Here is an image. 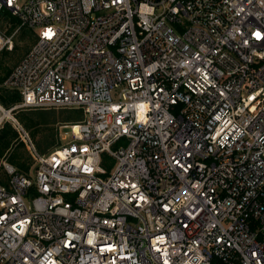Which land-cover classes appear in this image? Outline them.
<instances>
[{
  "label": "built area",
  "instance_id": "built-area-1",
  "mask_svg": "<svg viewBox=\"0 0 264 264\" xmlns=\"http://www.w3.org/2000/svg\"><path fill=\"white\" fill-rule=\"evenodd\" d=\"M22 29L0 264H264V0H0ZM21 109L84 118L42 154Z\"/></svg>",
  "mask_w": 264,
  "mask_h": 264
},
{
  "label": "trees",
  "instance_id": "trees-1",
  "mask_svg": "<svg viewBox=\"0 0 264 264\" xmlns=\"http://www.w3.org/2000/svg\"><path fill=\"white\" fill-rule=\"evenodd\" d=\"M4 19L9 14L4 12L1 15ZM16 23V20L13 19ZM22 41H26L22 53H18L20 48L15 46L13 51H3L0 53V102L6 107L11 108L19 104L22 100L18 91L8 90L2 87L6 78L10 75L14 67L22 60L35 42V35L29 29H22L19 35ZM19 122L30 132L31 137L42 154H47L57 147L60 142L61 132L56 128L57 122L62 126L66 124H75L81 122L84 118L81 110H25L21 109L16 112ZM18 139V134L11 124L6 123L0 130V158L5 155L14 141ZM24 147V146H23ZM25 148V147H24ZM106 156V155H105ZM104 156V159H105ZM20 173L28 174L33 167V160L29 153L15 152L9 158ZM0 181L6 184V177L0 171Z\"/></svg>",
  "mask_w": 264,
  "mask_h": 264
},
{
  "label": "rangeland",
  "instance_id": "rangeland-1",
  "mask_svg": "<svg viewBox=\"0 0 264 264\" xmlns=\"http://www.w3.org/2000/svg\"><path fill=\"white\" fill-rule=\"evenodd\" d=\"M19 35H20V33L18 34V35H16V37H15V41H14V43H15V46H18L19 48H20V51L18 52V53H22V48L23 47H25V45L27 44L26 43V41H22L21 39H20V37H19ZM56 126V128L58 129V131H60L61 132V135L62 136H65V132L66 131H71L70 129H65L60 123H58L57 122V124L55 125ZM30 133V132H29ZM31 135V134H30ZM61 136V137H62ZM60 142L61 143H64L63 141H62V139L60 138ZM24 145L22 144V143H19L18 142V139H16L15 141H14V143L10 146V148L7 150V152L5 153V155L4 156H9V158L12 156V155H14L15 154V152H24L25 150H26V147L24 148L23 147ZM27 151V150H26ZM28 152V151H27ZM3 156V157H4ZM3 157H1L0 158V163H1V161H2V159H3ZM32 172V171H31ZM30 172V173H31Z\"/></svg>",
  "mask_w": 264,
  "mask_h": 264
},
{
  "label": "snow or ice",
  "instance_id": "snow-or-ice-1",
  "mask_svg": "<svg viewBox=\"0 0 264 264\" xmlns=\"http://www.w3.org/2000/svg\"><path fill=\"white\" fill-rule=\"evenodd\" d=\"M257 35H259V34H257Z\"/></svg>",
  "mask_w": 264,
  "mask_h": 264
}]
</instances>
